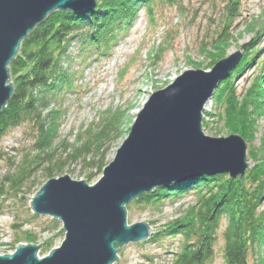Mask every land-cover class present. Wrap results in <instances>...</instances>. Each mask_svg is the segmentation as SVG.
<instances>
[{
	"label": "trees",
	"instance_id": "trees-1",
	"mask_svg": "<svg viewBox=\"0 0 264 264\" xmlns=\"http://www.w3.org/2000/svg\"><path fill=\"white\" fill-rule=\"evenodd\" d=\"M95 1V8L82 14L65 10L48 14L21 41L17 54L9 63L13 94L0 112V142L10 129L27 125L33 131L32 146L36 151L28 161L30 164L40 165L46 160L44 154L49 153L50 157L53 146L59 142L62 110L53 106L63 94L76 89L74 80L79 71L73 67L75 55L85 65L108 57L137 18L139 6H145L153 20L156 4H178V0ZM238 1L228 0L224 15L226 26L214 37L212 48L221 52L211 56L208 45L201 48L211 56L208 68L225 56L220 47L227 42V26L235 15ZM263 27L264 24L259 26L254 30L256 36L239 46L243 50L241 60L220 81L210 100L224 128L230 134L238 133L248 142L254 139L257 118L264 115V48L256 46ZM161 50L162 47L156 50V55ZM253 62L259 73L252 77L248 87L238 88L235 77ZM124 118L125 114L119 110L106 111L100 122L81 131L73 144H66V159L80 160L90 171L87 179L102 173L107 164L106 147L110 139L122 136ZM251 153L255 164L243 176L230 178L225 173L196 176L168 188L142 193L127 204V209L137 205L156 209L170 199L173 201L187 193L195 195L182 217L158 226L147 241L139 245L161 239L163 235L179 236L180 243L169 258V264H209L214 259L217 232L224 218L226 225L222 230L221 247L226 263L249 264L248 256L252 254L256 256L254 264H264L261 254L264 246V156ZM32 169L22 168L18 177L12 179L14 185ZM46 170L48 179L53 177L52 167ZM0 187L2 193L3 187ZM27 240L33 241L30 237ZM52 242L50 239L45 246L50 248ZM117 253L122 254L121 250Z\"/></svg>",
	"mask_w": 264,
	"mask_h": 264
},
{
	"label": "rangeland",
	"instance_id": "rangeland-1",
	"mask_svg": "<svg viewBox=\"0 0 264 264\" xmlns=\"http://www.w3.org/2000/svg\"><path fill=\"white\" fill-rule=\"evenodd\" d=\"M227 3L228 0H178L174 6L156 4L153 20L146 7L141 5L137 9V18L110 52V56L85 65L75 55L73 67L80 72L74 80L76 89L63 94L58 104L53 106L61 108L62 116L60 139L53 146L51 156L45 153L46 160L38 166L28 162L36 151L32 146L33 131L27 125L10 129L0 142V185L3 187L0 193V254L14 251L17 242H41L38 256L61 244L64 239L61 221L55 218V222L49 215L35 214L29 204L40 185L48 180L46 169L52 167L53 177L71 175L79 180L85 179L89 185L97 182L103 174L87 179L90 171L80 160L66 159V144H73L81 131L90 124L100 122L106 111L119 110L125 114L122 136L116 140L110 139L106 147L105 161L109 163L128 133L127 130H130L135 114L141 110L151 92L161 90L171 83L175 75L185 67L208 68L212 54L221 52L212 47L214 37L226 26L224 15ZM236 5L235 15L227 26V42L224 47H220L224 54L236 46L248 43L256 36L254 30L264 24V0H239ZM258 38L256 46L264 48V31ZM204 45H208L211 56L201 51ZM160 47L162 50L156 55ZM255 64L253 62L235 77L234 82L238 88L248 87L252 77L259 73ZM210 100H207L206 109L201 111L203 132H226ZM256 123L254 139L250 142L243 139L246 144L245 155L251 154L246 157V161L252 163V166L255 162L251 152L264 156V115L259 116ZM22 168L27 171L33 169L21 179L16 189L17 185H14L12 179L18 177ZM194 198L195 195L187 193L173 201H165L156 209L141 205L126 208V221L129 225L146 221L154 230L182 217ZM262 203L264 208V197ZM225 225L226 220L222 218L217 232L218 241L214 247V259L209 264H227L221 247ZM28 237L33 241L27 240ZM178 238L163 235L161 239L142 245L139 243L146 240L129 242L122 247V254H118V260L113 264H169V258L180 243ZM50 239L53 241L52 246L47 248L45 245ZM261 254L264 256V246ZM248 257L249 264H254L256 256L250 254Z\"/></svg>",
	"mask_w": 264,
	"mask_h": 264
},
{
	"label": "water",
	"instance_id": "water-1",
	"mask_svg": "<svg viewBox=\"0 0 264 264\" xmlns=\"http://www.w3.org/2000/svg\"><path fill=\"white\" fill-rule=\"evenodd\" d=\"M95 6V0H0V112L13 94L9 63L28 33L54 10L82 14ZM242 56L236 46L211 67H185L151 92L94 184L71 175L42 183L30 207L61 221L63 241L41 256V242H17L0 254V264H113L123 246L154 233L146 221H126V205L139 195L196 176H242L252 167L244 138L204 133L201 112Z\"/></svg>",
	"mask_w": 264,
	"mask_h": 264
},
{
	"label": "built area",
	"instance_id": "built-area-1",
	"mask_svg": "<svg viewBox=\"0 0 264 264\" xmlns=\"http://www.w3.org/2000/svg\"><path fill=\"white\" fill-rule=\"evenodd\" d=\"M205 106H206V104H205ZM204 106V109H206V107Z\"/></svg>",
	"mask_w": 264,
	"mask_h": 264
},
{
	"label": "bare ground",
	"instance_id": "bare-ground-1",
	"mask_svg": "<svg viewBox=\"0 0 264 264\" xmlns=\"http://www.w3.org/2000/svg\"><path fill=\"white\" fill-rule=\"evenodd\" d=\"M217 175V174H216Z\"/></svg>",
	"mask_w": 264,
	"mask_h": 264
}]
</instances>
